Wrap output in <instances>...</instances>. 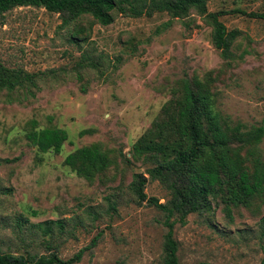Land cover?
<instances>
[{"label":"rangeland","instance_id":"1","mask_svg":"<svg viewBox=\"0 0 264 264\" xmlns=\"http://www.w3.org/2000/svg\"><path fill=\"white\" fill-rule=\"evenodd\" d=\"M207 8L226 12L220 21L242 33L230 60L221 58L211 28L195 15L169 27L165 13L117 15L109 26L83 16L75 22L86 37L80 46L68 42L58 15L45 9L17 7L0 16V60L59 76L27 103H0V159L8 160L0 165V251L40 256L52 248L62 260L82 252L77 264H161L164 216L146 202L138 204L128 186L146 170L131 158L135 141L161 118L180 82L193 78L210 79L222 117L264 128V20L248 16L264 13V0H208ZM82 55L96 67L80 69L79 78ZM32 120L36 130L66 132L59 153H41L28 142ZM91 144L114 163L89 183L63 162ZM158 184L148 178L144 193L164 203L167 194ZM257 205L232 209V220L219 205L176 224L178 262L264 264V204ZM48 221H61L63 228L53 225L51 237L45 235L36 226Z\"/></svg>","mask_w":264,"mask_h":264},{"label":"trees","instance_id":"2","mask_svg":"<svg viewBox=\"0 0 264 264\" xmlns=\"http://www.w3.org/2000/svg\"><path fill=\"white\" fill-rule=\"evenodd\" d=\"M207 3L208 0H0V16L17 7L45 9L58 15L61 21L58 28L68 30V42L78 46L86 37L80 36L84 29L75 22L83 16H89L95 24L109 26L117 15L140 18L165 13L170 17L165 24L169 27L173 20H186L195 15L211 28V43L221 58L230 60L232 47L242 33L237 29L228 30L219 19L226 12H210ZM233 13L244 14L238 10ZM248 16L264 20V13ZM81 60L76 64L79 78L80 69L96 67L89 57L82 55ZM58 77L55 70L28 72L21 67H8L0 60V103H27L48 81ZM179 87L174 98L162 107L161 118L131 148V158L146 165V170L133 175L129 190L138 204L146 202L164 216L166 232L161 264H180L174 227L184 226L189 215L202 216L222 205L226 218L232 220V209H249L256 203L259 208L264 204V149L260 147L264 128H248L222 117L215 109L210 79L184 80ZM81 90L85 92L84 87ZM28 125L26 138L39 152H60L67 140L64 130L54 127L36 130L34 120ZM3 161L8 160L0 159V165ZM113 163L98 144L75 150L63 162L89 183ZM145 175L165 190L164 203L154 197L147 198ZM53 225L63 228L61 221L42 222L36 227L51 237ZM259 228V239L264 241V216L260 218ZM51 251L52 248L40 256L0 251V264H77L82 256L78 252L62 260Z\"/></svg>","mask_w":264,"mask_h":264}]
</instances>
